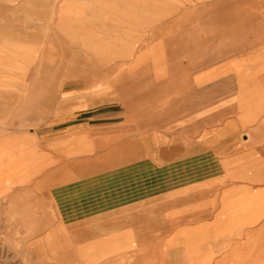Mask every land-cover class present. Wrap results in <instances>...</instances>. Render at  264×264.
<instances>
[{"label": "rangeland", "instance_id": "374dc122", "mask_svg": "<svg viewBox=\"0 0 264 264\" xmlns=\"http://www.w3.org/2000/svg\"><path fill=\"white\" fill-rule=\"evenodd\" d=\"M216 1H145L144 61L173 60L176 68L146 69L144 85L130 86L129 101L120 103L126 110L121 117L101 118L108 113L102 109L91 133L66 137L63 180L50 179L47 193L34 181L33 192L17 197L7 212L0 209V264L193 263L186 253L195 245L185 240L202 231L186 227L200 221L202 192L237 181L224 176V166L213 179L217 173L207 171V161L244 157L255 151L249 143L264 142V87L225 86L224 102H208V86L197 79L203 72L185 66L216 62L223 50L226 67L264 62V48L255 54L264 40L253 37L256 25L264 29V5L213 6ZM106 2L33 0V28L46 27L45 38L55 41L52 52L59 40L64 53L68 95L73 82L90 76L74 66L88 68L93 60L89 36L105 32L100 26L106 21L99 19H105ZM48 71L53 78L61 73ZM223 73L232 76L230 69ZM104 88L110 87H92ZM74 141L79 149L72 150ZM216 142L224 148L216 150Z\"/></svg>", "mask_w": 264, "mask_h": 264}, {"label": "crops", "instance_id": "0c3cea01", "mask_svg": "<svg viewBox=\"0 0 264 264\" xmlns=\"http://www.w3.org/2000/svg\"><path fill=\"white\" fill-rule=\"evenodd\" d=\"M145 1L119 0L109 4L107 0L108 3L104 4L105 19H99L106 21L100 26L105 28V32L100 34L96 30L95 36H89L90 45L95 44L89 50L93 60L85 69L80 65L74 66L78 70H90V76L82 82L79 80L80 83L73 82L72 95H68L63 72L64 53L59 48V40H56L57 50L52 52L55 41L49 43L45 38L46 27L33 28V0H0L1 210L7 212L17 197L33 192L34 181L37 182V191L47 193L50 179L56 176L57 181L63 180L66 137L87 133L97 126L93 122L100 120L98 116L102 109L108 113L101 118L121 117L126 110L120 103L129 101L130 86L144 85L146 69H162V64H167L169 69L176 68L177 63L173 60L149 62L148 65L144 61L142 28ZM239 3L256 6L258 3L264 5V0H217L212 4L226 7ZM63 16L59 21H64ZM255 27L253 37L257 42L260 38L262 42L264 29ZM263 48L261 43L255 54ZM224 52L219 53L221 57L216 62L207 60L185 65L187 69L203 72L197 79L208 86L206 101L224 102L225 86L237 85L239 89L247 86L246 92L254 87H264V62L255 61L248 66L241 61L238 68L235 63L226 67ZM53 63H56L55 67ZM50 68H57L61 73L57 77H49ZM224 69H230L232 76L224 77ZM81 74V71L77 73ZM86 85L89 90L82 88ZM97 86L110 88L94 92L92 87ZM100 102L108 104L98 105ZM220 113L217 111L218 116ZM82 117H87L85 120L88 122L83 126ZM222 135L223 131H219L217 139L220 140ZM249 145L255 151L247 156L223 158V163L219 157L207 161V171L213 167L217 173L213 179L221 178L219 172L224 166V176L237 181L223 190L202 192L200 221L186 227L202 232L199 237L184 239L186 246H190L188 243L195 245L186 253L192 258V264H264V142ZM216 146V150H221L224 142H216ZM79 147L74 141L72 150ZM36 196L47 195L37 193Z\"/></svg>", "mask_w": 264, "mask_h": 264}, {"label": "bare ground", "instance_id": "6f19581e", "mask_svg": "<svg viewBox=\"0 0 264 264\" xmlns=\"http://www.w3.org/2000/svg\"><path fill=\"white\" fill-rule=\"evenodd\" d=\"M64 222V221H63Z\"/></svg>", "mask_w": 264, "mask_h": 264}]
</instances>
